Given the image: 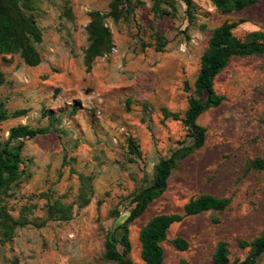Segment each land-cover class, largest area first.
<instances>
[{
  "label": "rangeland",
  "instance_id": "1",
  "mask_svg": "<svg viewBox=\"0 0 264 264\" xmlns=\"http://www.w3.org/2000/svg\"><path fill=\"white\" fill-rule=\"evenodd\" d=\"M110 0H33V16L43 39L41 62L24 63L18 53L0 55V104L10 115L0 123V142L19 125L49 127L25 141L19 182L0 198L16 220L45 221L50 204L70 205V219L15 229L0 235V264H116L102 258L107 239L128 216L133 196L150 185L154 168L192 138L181 121L193 96L200 57L212 31L237 23L234 36L264 34V0L241 11L221 13L212 0H137L132 12L114 22L104 19L111 52L86 72L89 13L106 14ZM221 105L196 123L206 130L202 147L176 161L167 189L129 225L130 259L142 264L139 232L154 216L181 214L190 199L208 194L230 198L223 211H208L173 224L160 245L163 264H217L219 242L229 263L242 262L251 242L264 232V54L232 57L214 79ZM27 110L23 117L12 113ZM43 112L58 118L52 122ZM134 138L140 156L130 155ZM183 239L187 249L172 242ZM257 264H264L262 254Z\"/></svg>",
  "mask_w": 264,
  "mask_h": 264
},
{
  "label": "trees",
  "instance_id": "2",
  "mask_svg": "<svg viewBox=\"0 0 264 264\" xmlns=\"http://www.w3.org/2000/svg\"><path fill=\"white\" fill-rule=\"evenodd\" d=\"M137 0H110L109 11L102 14L99 11L89 13L90 21L86 26L88 46L84 52L86 72H89L93 61L107 56L112 49V37L109 28L104 24L105 18L114 22L125 19L130 3ZM190 6L189 0H183ZM214 6L223 14L231 11H241L258 2V0H212ZM33 0H0V55L18 53L24 63L30 67L40 64L41 57L36 49L40 44L43 34L36 19L32 14ZM237 23L224 22L216 27L209 38L208 47L200 57V69L193 87V96L188 99V108L182 115L171 113L162 109L164 119L181 121L187 128V136L192 138L188 146L175 150L168 158L162 159L154 168V175L150 185L141 188L132 199V208L126 219L117 226L116 234L107 239L102 258L116 264H133L129 255L131 242L129 238V225L140 217L149 204L160 197L167 189L168 179L176 161L184 159L194 150L203 146L206 130L197 125L198 117L205 111L218 107L223 97L216 96L214 92L215 77L227 66L232 57H246L264 54V34L253 32L248 40L237 39L233 31ZM4 74L0 71V86L4 83ZM27 113L25 109L14 111V118L23 117ZM10 115L0 104V123ZM52 122H58L49 112H43ZM49 132V127L32 128L28 125H19L9 130L8 137L0 142V198L19 182L20 166L23 164L22 150L26 140L34 139L39 135ZM127 148L130 155L140 156V151L133 137L127 139ZM252 168L264 170V160L255 159ZM230 203V198H218L203 194L190 199L183 206L181 214H159L152 217L139 232L140 258L142 264H163V249L161 243L167 238L168 229L175 223L181 222L185 217L202 214L208 211H223ZM70 205H65L56 200L48 206L45 221L42 223H28L26 220H16L6 211V207L0 206V235L4 240H10L16 228L27 224L41 227L49 220L70 219ZM179 250L187 249V243L177 238L172 242ZM241 248L249 247L246 258L238 264H257L258 258L264 254V232L251 242H240ZM229 250L227 245L219 242L214 253V261L217 264L229 263Z\"/></svg>",
  "mask_w": 264,
  "mask_h": 264
},
{
  "label": "crops",
  "instance_id": "3",
  "mask_svg": "<svg viewBox=\"0 0 264 264\" xmlns=\"http://www.w3.org/2000/svg\"><path fill=\"white\" fill-rule=\"evenodd\" d=\"M220 105H221V104H220ZM220 105H219V106H220ZM216 108H217V107H216ZM253 169H254V168H253Z\"/></svg>",
  "mask_w": 264,
  "mask_h": 264
}]
</instances>
